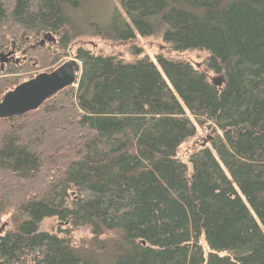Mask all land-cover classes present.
I'll return each instance as SVG.
<instances>
[{
    "label": "trees",
    "instance_id": "1",
    "mask_svg": "<svg viewBox=\"0 0 264 264\" xmlns=\"http://www.w3.org/2000/svg\"><path fill=\"white\" fill-rule=\"evenodd\" d=\"M101 1L0 0V53L19 57L0 100L82 35L208 56L77 46L73 85L1 118L0 264H264V0ZM196 126L212 134L184 161ZM50 218L65 227L41 228Z\"/></svg>",
    "mask_w": 264,
    "mask_h": 264
},
{
    "label": "rangeland",
    "instance_id": "2",
    "mask_svg": "<svg viewBox=\"0 0 264 264\" xmlns=\"http://www.w3.org/2000/svg\"><path fill=\"white\" fill-rule=\"evenodd\" d=\"M101 3H104L103 4V6L105 7L104 9L107 8L111 9V7L115 5L119 6V0H102ZM99 12L100 14L102 13V15L105 14L104 10L102 9ZM169 45L170 44H168L166 41L162 39L161 35L141 36L139 34H136V37L130 41L108 40V39H103L100 36L82 35L74 39V41L70 46L71 50H69V54L61 58L62 61L61 64L72 57L70 51H73L77 46H83L94 52H99L102 54L119 55L127 61H134L142 56H148L152 61L155 62L156 55L161 53L169 58L188 60L194 66L203 68V63L208 56V53L206 51L203 50L174 51L170 48ZM12 49L14 50V48H10L7 51L4 50L3 52L0 53L1 69H3L4 66L9 62H15L14 59L8 60L7 62L1 61L2 57H5V54ZM14 58H19L16 52ZM209 75L211 77H217L214 74L209 73ZM211 134H212L211 130L208 129L207 127L196 126L195 134L189 137L188 139H186L179 146L177 156L180 157L182 160L186 161L188 156L192 152L197 151L202 145L206 144V141ZM1 226H3L2 229ZM64 227L65 226L62 222L53 218L45 219L41 224V228L50 231H55L58 228H64ZM5 228H10V225L8 224V221L6 219H4L0 224V232ZM87 234H88L87 227H80L74 231L75 238H79L80 236Z\"/></svg>",
    "mask_w": 264,
    "mask_h": 264
},
{
    "label": "water",
    "instance_id": "3",
    "mask_svg": "<svg viewBox=\"0 0 264 264\" xmlns=\"http://www.w3.org/2000/svg\"><path fill=\"white\" fill-rule=\"evenodd\" d=\"M6 55H11V52ZM5 57H2L1 61H7ZM79 71V62L71 58L51 71L39 72L17 84L13 89L7 91L0 100V119L36 110L47 98L59 90L73 85Z\"/></svg>",
    "mask_w": 264,
    "mask_h": 264
},
{
    "label": "bare ground",
    "instance_id": "4",
    "mask_svg": "<svg viewBox=\"0 0 264 264\" xmlns=\"http://www.w3.org/2000/svg\"><path fill=\"white\" fill-rule=\"evenodd\" d=\"M48 39H49L48 37H44V38H42L41 41H40V44L42 45L44 42H46V40L48 41ZM8 52H11V55H8V57H6L5 59H7V61H8V60H13V59H14L15 62H18L19 58H14V55H15L14 50L12 49V50H10V51H8ZM8 52H7V53H8ZM7 53H6V54H7ZM6 54H5V55H6ZM6 56H7V55H6ZM71 58H73V57H71ZM71 58H70V59H71ZM73 59H75V58H73ZM1 60H2V59H1ZM75 60H77V59H75ZM7 61H4V62H7ZM77 61H78V60H77Z\"/></svg>",
    "mask_w": 264,
    "mask_h": 264
}]
</instances>
